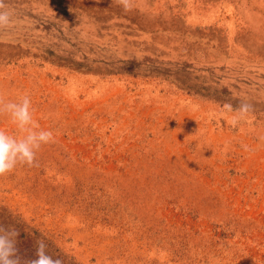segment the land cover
<instances>
[{"label": "rangeland", "instance_id": "obj_1", "mask_svg": "<svg viewBox=\"0 0 264 264\" xmlns=\"http://www.w3.org/2000/svg\"><path fill=\"white\" fill-rule=\"evenodd\" d=\"M4 3L0 95L54 135L0 176L21 264H264V0Z\"/></svg>", "mask_w": 264, "mask_h": 264}, {"label": "clouds", "instance_id": "obj_2", "mask_svg": "<svg viewBox=\"0 0 264 264\" xmlns=\"http://www.w3.org/2000/svg\"><path fill=\"white\" fill-rule=\"evenodd\" d=\"M125 12L134 7V0H116ZM13 23L11 11L6 8L4 0H0V30L10 27ZM232 111V106H226ZM252 106L242 102L230 123L236 126L244 120L251 111ZM0 116H7L10 123L15 126L16 134L9 135L0 130V176L13 172L18 166L33 167L36 164L37 152L43 145L54 142L51 130H40L39 123L33 119L31 112V99L28 94L18 97L16 100H5L0 95ZM18 232L12 228L0 225V264H21L17 255L16 237ZM35 259L28 264H62L59 259H53L46 252L43 241L36 244Z\"/></svg>", "mask_w": 264, "mask_h": 264}]
</instances>
